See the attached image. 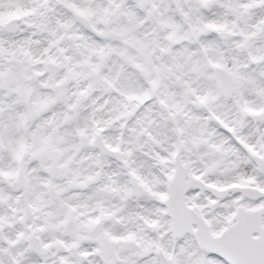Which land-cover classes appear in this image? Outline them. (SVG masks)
Listing matches in <instances>:
<instances>
[{
    "label": "snow or ice",
    "instance_id": "6c2138e0",
    "mask_svg": "<svg viewBox=\"0 0 264 264\" xmlns=\"http://www.w3.org/2000/svg\"><path fill=\"white\" fill-rule=\"evenodd\" d=\"M0 264H264V0H0Z\"/></svg>",
    "mask_w": 264,
    "mask_h": 264
}]
</instances>
